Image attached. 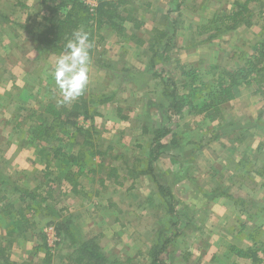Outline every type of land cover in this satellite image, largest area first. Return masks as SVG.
Masks as SVG:
<instances>
[{"label":"rangeland","instance_id":"obj_1","mask_svg":"<svg viewBox=\"0 0 264 264\" xmlns=\"http://www.w3.org/2000/svg\"><path fill=\"white\" fill-rule=\"evenodd\" d=\"M236 1L244 0H128L122 13L128 19L123 23L122 31L103 27L100 31L102 39L94 54V60L89 63L86 98L91 100L89 112H98L99 115L92 121L80 118L78 125L82 131L76 134L62 127L56 128V141L33 146L28 144L27 139L30 125L28 117L32 111L35 115L42 114L41 104L47 101L60 102L61 105L70 104L62 103L63 98L53 76L55 61L64 53L39 54L23 29L27 24L39 22L44 13L39 1L0 0V175L8 178L12 175L14 179L8 180L10 186L28 190L35 195V200L29 202L30 208L26 209L19 202L17 194L0 185V264H46L45 260H49L50 264H60L62 260L73 264L72 259L77 256V245L71 243L64 233L68 230L70 221L68 215L62 211L67 203L62 200L63 189H60L62 185L58 184L57 178L59 175L73 178L78 169L74 168L76 164L68 168L67 164L59 163L54 158L49 164L48 177L39 181V168L47 159V146L60 149L59 159L62 154L69 152H84L85 164H82V171L75 177V182L83 185L84 179L88 182L92 179L97 190L117 170L121 175L131 178L137 171L145 172L153 138L151 132L166 123L161 115V105L166 103L162 91L171 90L164 82L178 80L176 64L194 68L201 82L211 83L219 72L237 68L242 63L243 54H250L253 45L261 39V21L257 13L264 12L263 3L251 6L252 14H256L254 22L258 20L259 24L249 29L243 26L234 31L221 29L210 41L207 39L214 34L213 27L211 31H202L204 33L199 34V27L208 25L216 14L224 15L232 11ZM85 3L94 7L96 1L89 0ZM2 18L7 21L4 22ZM160 33H164L165 37L159 38ZM150 48L158 52V56L153 58L154 69L150 64ZM176 83L179 89L185 84L184 81ZM255 89L254 85L242 86L237 95L258 96ZM101 95L112 98L104 105L94 104ZM148 102H152L154 107H143ZM248 102L249 106L245 107L243 103L237 107L240 111L238 116L249 114L254 117L253 114L259 106L257 102ZM261 103L264 104V101ZM262 108L264 106H261L260 111ZM198 118L197 115L184 119L174 118V122L169 125L173 137L168 135L162 143L166 145L165 142L170 139L179 145L184 143L181 134L188 128L187 130L195 133L192 139L197 144L202 139L197 137ZM19 122L22 128L16 131L14 127ZM254 122L252 118L250 125ZM85 130L92 133L90 139L97 145L94 152L104 155H93L90 149L82 146V142L88 138ZM167 154L168 150L164 149L154 164H167L164 159ZM9 164H32L33 170L28 178L15 185L16 179L23 172L12 170ZM163 166L159 168L161 172ZM87 170L94 172L91 177L84 176ZM10 173L12 174L9 175ZM157 177L158 183L165 186L164 173L157 172ZM124 184L126 190L133 185L130 178H125ZM106 186L110 188L114 185L109 183ZM153 186L149 217L143 218L139 223L127 213H119L117 216L114 212L111 220L116 217L117 229L110 230V234L120 232L119 242L110 239L100 243L96 239V245L109 264H126L128 261L129 264H151V248L157 246L160 249L169 236L171 240L163 252L157 255V260L164 264H173L171 253L175 248L179 258L177 264L188 261V253L180 249L184 241L182 244L179 241L183 236L189 237L190 233L186 229L181 232L178 217L176 225L171 224V203L166 196L157 192L154 183ZM172 190L175 192L174 197L179 200V186H174ZM113 193L116 194V191ZM122 193L133 201L134 191H130V194L124 191ZM20 210L26 216L28 225H24L18 218L17 213ZM49 227L53 228L55 241L47 238L45 230ZM176 230L179 233L173 238ZM137 241L141 244L140 250L136 249ZM263 251L256 248L252 250V254L255 253L261 259ZM243 259L249 260L251 264H264L262 259L260 262Z\"/></svg>","mask_w":264,"mask_h":264},{"label":"crops","instance_id":"obj_2","mask_svg":"<svg viewBox=\"0 0 264 264\" xmlns=\"http://www.w3.org/2000/svg\"><path fill=\"white\" fill-rule=\"evenodd\" d=\"M260 1L264 4V0ZM258 96L236 95L233 101L222 106L220 120L210 122L205 115H197V137L202 139L194 144L195 133L187 128L181 134L184 143L179 145L173 139L165 142L167 164L152 165L156 181L157 172L164 173V184L172 193L181 232L186 229L190 233L179 241L181 244L184 241L180 249L188 253L184 264H251L232 250H264V108L260 111L264 98ZM248 101L259 106L254 117L238 116L237 107L243 103L249 106ZM252 118L255 122L250 125ZM9 165L12 170L23 172L15 185L28 178L33 170L32 164ZM158 165H164L163 172ZM39 169V181H44V172L50 168L43 164ZM93 173L87 170L84 176L91 177ZM122 175L133 183L127 190ZM122 175L117 170L112 178L105 179L99 190L92 179L89 182L84 179L85 184L79 182L75 193L71 192L68 177L58 176L62 200L67 203L62 211L68 215L70 230L78 240L119 242L120 232L110 234V230L117 229L116 217L111 220L114 212L117 216L127 213L139 223L149 217L153 179L142 170L133 173V178ZM109 183L114 186L107 188ZM174 186H179V200L174 197ZM122 191L128 194L134 191L133 201ZM136 245L140 250L139 241ZM174 249L171 257L173 264H177L178 252ZM60 264L68 261L62 260Z\"/></svg>","mask_w":264,"mask_h":264},{"label":"trees","instance_id":"obj_3","mask_svg":"<svg viewBox=\"0 0 264 264\" xmlns=\"http://www.w3.org/2000/svg\"><path fill=\"white\" fill-rule=\"evenodd\" d=\"M37 1H39V6L42 7L44 13L38 23L27 24L23 29L27 33L31 44L34 45L35 50L42 55L65 53L66 44L69 40L73 39L74 32L83 30L89 34V39L93 45L90 49L91 62L94 60V54L102 39L100 35L101 29L108 27L111 30L121 32L123 23L128 19L122 16L124 12L123 7L127 4L128 0H98L94 7H89L83 0ZM261 3L260 0L236 1L233 4L232 11L224 15L216 14L208 25L199 27L198 29L201 28L199 34L204 33L202 31H211V27H213L212 31L214 34L210 35L207 39V41H210L216 37V34L221 29L224 31H234L240 26L250 28L257 25L259 22L258 20L254 22L256 14H252L251 6L253 4L261 5ZM257 15L261 21L260 28L262 37L253 45L250 54H243L242 63L237 68L223 70L214 77L211 83H203L199 80L198 72L194 68L177 63L178 80L173 81L172 79L170 82H164L165 86L171 87V90L168 92L167 90L162 91V97H165L166 103L161 105V115L166 119V125L164 124L160 128L156 127L151 132L153 138L149 148L147 167L144 174L149 175L153 179L157 192L160 195L166 196L171 203L169 216L170 219L173 218L172 225H176L178 221L173 207L174 199L172 193L168 187L158 183L153 177L152 165L160 158L162 151L165 149L162 140L168 135H171V138L173 137L169 125L174 122V118L184 119L185 117L193 115H205L210 122L222 119V106L233 101L242 86L254 85L256 87L255 94L264 98V12L259 11ZM2 20L4 22L7 21L6 18H2ZM164 37V33L159 34V38ZM151 51L152 57L150 64L152 69H154L153 58L158 56V52L150 48ZM179 81H184L186 84H183L180 87L181 89H179L176 83ZM111 98L112 96H98L94 104L104 105ZM90 101V99L86 98L85 88L82 95L69 105H61L59 104L60 102L55 103L53 101H47L41 104L43 116L42 114L35 115L32 111V114L28 117V120H30L27 135L28 144L37 146L42 142L53 143L58 139L55 134L56 128L62 127L66 131H74V134L82 131V128L78 125L80 118L92 121L95 116L99 115L98 112H89ZM144 106L150 109L154 107V104L148 102L146 105L144 103ZM122 118L126 119L123 116ZM21 125L20 122L17 123L14 127L15 130L20 131L22 128ZM85 133L88 138L82 142V146L90 149L93 155H104V153L94 152L97 145L91 141L92 133L89 134L88 130H85ZM144 133H147L146 130H144ZM172 143L175 144L173 140ZM47 152L46 167H49L51 159L55 158V161L67 164L68 168L76 164L74 168L78 170L73 176L80 175L81 168L83 167L82 164H85L83 162L86 156L84 152L62 154L61 159H59L61 153L59 148L47 146ZM48 171V169L45 170L44 177H48ZM75 177L68 178L72 193L73 191L74 193L76 192L75 190L78 185L75 182ZM8 180L10 178L0 175V185L6 186V189L17 194L19 202L24 204L26 209H29V202L35 200V195L28 190L10 186ZM17 214L24 225L29 224L22 210L18 211ZM176 231L173 238L179 233L178 230ZM64 233L71 243L77 245L75 249L77 256L72 259L73 264H109L100 248L96 245L95 239L78 240L71 232L70 224L68 230ZM170 240V236L167 237L163 241L162 246H159L160 249L157 246L151 248L149 253L151 264H164L157 260V255L163 252ZM232 251L239 257L251 259L253 262H260L261 259L264 260V251L262 252L263 257L261 259H258L255 253L252 254V250L250 249L245 251L234 249ZM45 263L50 264V261L45 260Z\"/></svg>","mask_w":264,"mask_h":264},{"label":"clouds","instance_id":"obj_4","mask_svg":"<svg viewBox=\"0 0 264 264\" xmlns=\"http://www.w3.org/2000/svg\"><path fill=\"white\" fill-rule=\"evenodd\" d=\"M92 42L83 30L74 32L66 44V52L55 61L53 76L62 96V103H71L82 95L88 83Z\"/></svg>","mask_w":264,"mask_h":264},{"label":"built area","instance_id":"obj_5","mask_svg":"<svg viewBox=\"0 0 264 264\" xmlns=\"http://www.w3.org/2000/svg\"><path fill=\"white\" fill-rule=\"evenodd\" d=\"M83 1L84 2H89V0H83ZM93 1L97 2L98 0H93ZM45 233L47 235L48 240L55 241V234L53 232V228L49 227L48 229L45 230Z\"/></svg>","mask_w":264,"mask_h":264}]
</instances>
